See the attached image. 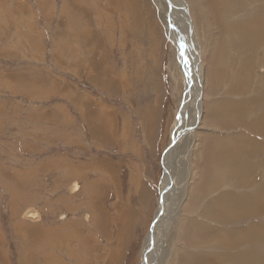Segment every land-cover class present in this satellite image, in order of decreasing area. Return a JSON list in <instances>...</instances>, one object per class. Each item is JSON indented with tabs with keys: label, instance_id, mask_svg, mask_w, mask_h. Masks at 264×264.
Instances as JSON below:
<instances>
[{
	"label": "rangeland",
	"instance_id": "obj_1",
	"mask_svg": "<svg viewBox=\"0 0 264 264\" xmlns=\"http://www.w3.org/2000/svg\"><path fill=\"white\" fill-rule=\"evenodd\" d=\"M219 4L218 22L214 20V10L202 6L211 26L200 21L197 29L198 41L211 42L213 48L206 45L201 52L205 70L201 93L204 112L195 135L192 134L198 142L194 145L189 141L193 136L187 137L180 146L179 157L185 156L186 161H178L175 169L182 182L179 188L186 190V196L181 204L177 190L176 198L171 195L172 204L166 206V213L175 218L164 232L169 247L164 251L166 257L155 263L152 259L151 264L207 263L208 257L195 256L189 243L208 237L214 241L210 251L215 255L209 264H224L220 259L225 253L222 234L239 226L246 206L250 219L247 217L241 225L248 229L253 221L258 227L261 224L257 241L264 249V91L263 99H259L264 90V0H219ZM153 14L157 25L151 18ZM160 15L155 0H0V264L143 263L145 240L164 205L162 158L172 143L178 109L186 100L184 72L179 67L174 76L171 72L174 34H168ZM254 20L259 22L256 21L257 27L263 22L261 30ZM258 39H263V43ZM219 40L223 42L222 51L216 63L211 51L220 49ZM83 65H91L92 70L88 73ZM89 76L98 79L99 85ZM200 90L201 81L195 97H191L183 125L190 126L196 117L195 102ZM103 105L116 111L117 115L110 110L114 122H118L116 130L109 120L103 122V127L91 120L95 112H102ZM84 112L89 113L87 117ZM220 117L226 118L225 124L219 123ZM94 131L99 132V140ZM246 137L254 140L246 141ZM211 138L224 144L243 140L240 155L244 158L239 154L218 157L221 152L218 146L209 145ZM244 144L251 145L252 151L247 147L244 152ZM187 149H192V155ZM198 160L202 163H196ZM92 162H97L96 171L87 165ZM100 162L118 165V188L114 182L111 184ZM70 163L81 164L82 169L86 165L85 176L72 173ZM242 163L246 165L243 167ZM210 165L213 172L207 174ZM229 166L235 173L228 170ZM96 179L102 184L97 193L102 199L94 222V204L88 191L92 187V196ZM190 191L193 198L187 196ZM105 197L107 200H103ZM230 207L233 211L225 215ZM85 216L90 218L85 220ZM226 216L234 219L223 221ZM69 219H83L84 239L79 240L70 232V245L52 250L48 229L59 228ZM97 224L108 227L107 236L96 233ZM121 224L129 230L124 246L119 244ZM61 229L58 232L66 236L67 230L64 233ZM188 230L193 234L191 238ZM232 233L235 239L237 234ZM87 238L93 241L85 242ZM48 250L57 257L50 260Z\"/></svg>",
	"mask_w": 264,
	"mask_h": 264
},
{
	"label": "bare ground",
	"instance_id": "obj_2",
	"mask_svg": "<svg viewBox=\"0 0 264 264\" xmlns=\"http://www.w3.org/2000/svg\"><path fill=\"white\" fill-rule=\"evenodd\" d=\"M126 1V0H125ZM253 1V0H252ZM158 8H159V11L161 13L160 16H162V19H163V23L165 24V29L168 30V34L170 35L171 33L174 34V36L172 35V40H171V46H170V65H171V72L173 74V76L176 74V70L177 68L179 67L181 69V71H183L184 73V90H185V96H184V92H183V96L185 97V101H183L178 109V114H177V122L175 123L174 125V131L171 133L173 134V137H172V141L173 139L174 142L171 143V146L169 147L168 145V149L165 151L164 153V156L162 158V164L164 166V175H163V178H162V182H161V190L163 191V196H162V202L161 204L164 203V205H162L161 209H160V213L158 214L157 216V219L155 220V223H154V226L151 228V232L149 233L148 237L146 238L145 240V245H144V248H143V252H142V257H143V263L142 264H151L150 261L152 259H154V263L155 262H160L164 257H166V253L164 252L165 251V248L169 247V241L168 239L166 238V236H164V232H165V229L167 228V224H169L173 218H175L174 216H171L169 215V213H166V206L168 204H172V200L174 198H176V190L178 192V199H180V201L182 200L181 204L184 202V194L186 196V190L185 189H182L183 187H180L179 188V185L180 183H182L179 178L177 179L176 177V172H175V169H176V166H177V163L179 161V163H183L184 160H185V156L184 158L182 159H179L180 157V152L182 151V147H180L182 145V143H184L187 139L188 136L190 135H195V131L196 129L198 128V126L200 125L201 121H202V116H203V112H204V102H203V98H202V92H203V89L204 88V78H205V70H204V63L202 62V58H201V52L202 50L205 49V46L207 45V47H209L210 49H212L213 47L211 46L212 44L208 43L206 44V41H202V42H199L198 41V36H197V29H199L200 27V21H202L206 27L208 26H211L210 23H208L207 19H206V16L207 15V12L206 10H204V6H208L210 7L211 9H213L211 12L213 14V17L215 16L216 18L214 19L215 22H218L219 19H220V10H219V7H220V4H219V0H155ZM255 2V0H254ZM3 3V2H2ZM238 3V2H237ZM242 3V2H241ZM249 3V2H247ZM260 3V1H259ZM204 5V6H203ZM239 5V3H238ZM244 5V4H243ZM202 6L204 8H202ZM237 6V5H236ZM263 8V7H262ZM252 9V8H251ZM204 10V11H203ZM259 10V9H258ZM260 10H261V7H260ZM244 11V10H243ZM250 11V10H249ZM253 11V10H252ZM79 12V11H78ZM113 12V11H112ZM227 13V12H226ZM225 13V14H226ZM259 12H257L258 14ZM261 13V12H260ZM135 14V13H134ZM241 14V13H240ZM262 15V14H261ZM208 16V15H207ZM258 16V15H257ZM234 17V16H233ZM154 24L157 25V22L155 21V17H154V14L151 16ZM239 18V17H238ZM252 18V17H251ZM225 19V18H224ZM233 19V18H232ZM236 19V18H235ZM260 19V18H259ZM257 19V20H259ZM237 20V19H236ZM235 20V22H237ZM246 20V18H245ZM253 20V19H251ZM256 20V21H257ZM261 20V19H260ZM242 21V20H241ZM250 21V20H249ZM255 21V20H254ZM253 21V22H254ZM255 21V23H257ZM252 22V23H253ZM243 23V22H242ZM247 23V22H246ZM251 23V22H250ZM256 27L258 25L255 24ZM261 23L263 24V22H260L259 26L261 25ZM218 24V23H217ZM240 24V23H239ZM221 25V24H220ZM223 25V24H222ZM221 25V26H222ZM234 26V24H233ZM246 26V25H245ZM258 26V27H259ZM203 27V26H202ZM219 27V26H218ZM229 27V26H228ZM232 27V25H231ZM239 27V26H238ZM253 27V26H252ZM257 27V28H258ZM83 28V27H82ZM217 29V27H215ZM236 28V27H235ZM240 28V27H239ZM260 30H261V27H259ZM84 29V28H83ZM203 29V28H202ZM221 29V28H220ZM228 29V28H227ZM243 29V28H242ZM254 29V28H253ZM187 30V31H186ZM234 30V29H233ZM236 30V29H235ZM244 30V29H243ZM249 30V29H248ZM252 30V28H251ZM171 31V32H170ZM207 32V30H205ZM219 31V30H218ZM231 31V30H230ZM240 31V30H239ZM238 31V32H239ZM257 31V30H256ZM185 32V33H184ZM187 32V34H186ZM214 32V30H213ZM236 32V31H235ZM247 32V31H246ZM250 32V30H249ZM255 32V31H253ZM182 33V34H181ZM195 33V34H194ZM221 33V32H220ZM252 33V32H251ZM261 32H259L260 34ZM263 33V31H262ZM261 33V34H262ZM203 34V33H202ZM206 34V33H205ZM219 34V32L217 33ZM239 34V33H238ZM236 34V35H238ZM264 34V33H263ZM85 35V34H84ZM226 35V34H225ZM224 35V36H225ZM244 36V34H242ZM241 35V36H242ZM252 35V34H251ZM257 35V34H256ZM202 36V35H201ZM220 38H221V35H219ZM218 36V37H219ZM239 36V35H238ZM249 37V35H247ZM255 36V35H254ZM188 39H187V38ZM205 37V36H204ZM212 37V36H211ZM223 37V36H222ZM256 37V36H255ZM258 37V36H257ZM81 38V37H80ZM203 38V37H201ZM245 38V37H244ZM243 38V39H244ZM250 38V37H249ZM253 38V37H252ZM259 38H260V35H259ZM205 39V38H204ZM208 39H209V36H208ZM246 39V38H245ZM248 39V38H247ZM246 39V40H247ZM256 39V38H253V40ZM200 40V39H199ZM215 40V38H214ZM260 40L261 42V39H258ZM109 41V40H108ZM220 41V40H219ZM224 41V40H223ZM228 41V40H227ZM244 41V40H243ZM87 42V41H86ZM249 42V41H248ZM223 43V42H222ZM222 43L220 41L219 46H220V49H214L211 51L212 53V56L214 57V62L218 63V59H219V56H220V53L222 51ZM231 43V42H230ZM247 43V42H246ZM258 43V42H257ZM263 43V39H262V42L261 44ZM101 44V43H100ZM99 44V47L101 46ZM227 44V43H226ZM225 44V45H226ZM259 44V43H258ZM105 45V44H104ZM103 45V46H104ZM96 46V45H95ZM237 46V45H236ZM239 47V46H238ZM90 48V46H89ZM102 47H100L101 49ZM208 48V49H209ZM219 48V47H218ZM235 48V47H234ZM241 51V50H240ZM99 52H101L99 50ZM224 52V50H223ZM226 53V52H225ZM239 53V52H238ZM223 54V53H222ZM264 56V55H263ZM222 57V56H221ZM193 59V60H192ZM99 60V59H98ZM90 62V61H89ZM237 61H235L236 63ZM88 63V62H87ZM194 63H196V67H193L194 66ZM203 63V64H202ZM81 64V63H80ZM92 65V63H91ZM89 65V66H84L83 65V68L84 70H87L88 73L89 71L92 70V66ZM229 65V64H228ZM233 65V64H232ZM235 65V64H234ZM237 65V63H236ZM94 66V64H93ZM138 66V65H137ZM214 66H218V64H214ZM109 67V66H108ZM141 67V66H140ZM235 68V66H233ZM82 68V69H83ZM230 69V68H229ZM239 69V68H238ZM235 70V69H234ZM237 71V70H235ZM94 71H92L93 73ZM240 72V71H239ZM238 73V71H237ZM241 75H243L242 73H240ZM94 75V74H93ZM239 75V76H241ZM237 76V75H236ZM242 77V76H241ZM89 79H91L93 82H95L97 85H99V80L97 79V81L95 80V77H92V76H89ZM241 79V78H240ZM199 81H201V92H200V98L198 99V101H196L195 105H196V117L195 119L191 122L190 126H186V125H183V122H185V119H186V115H187V112L191 106V97H195V92L197 90V86H199ZM113 83V82H112ZM96 85V86H97ZM104 87V89L106 88L107 90H109L108 86H102ZM111 87V85H110ZM263 91L262 90V94L260 95V100L263 99ZM110 93H108V96H110ZM39 94V93H38ZM88 94V93H87ZM48 95V94H47ZM95 96V94L93 95ZM45 97V96H44ZM107 99V97H104ZM103 99V98H102ZM105 99V100H106ZM84 101V100H83ZM87 101V100H86ZM260 102V101H258ZM257 102V103H258ZM101 103V102H99ZM105 103V102H104ZM261 103H264V102H261ZM260 106V105H259ZM258 106V107H259ZM264 106V104L262 105ZM96 107V106H95ZM224 106H222L223 108ZM229 107V106H227ZM86 108H89L86 106ZM98 109V107H97ZM227 109V108H226ZM86 110V109H85ZM90 110V109H89ZM99 110V109H98ZM114 112V114L117 115L116 111L113 110V108H111V106L109 105H103L102 106V112H95L92 116H91V120L98 125H102L105 126L106 123H103L107 120H109L110 122H108L110 125H112V128L116 130L118 124L117 121L116 123L114 122L115 119H113V116L112 115L113 113L111 111ZM264 112V111H263ZM89 113H85L84 112V117H87ZM256 116V115H255ZM116 117V116H115ZM218 117V116H217ZM117 118V117H116ZM263 118V117H262ZM101 119H104V121H102ZM86 120V119H85ZM260 120V119H259ZM90 121V120H89ZM90 123V122H89ZM219 123H223L225 124L226 123V118L225 117H220V121ZM183 125V126H182ZM101 127V126H100ZM128 127V126H127ZM185 127H187L186 130H183L185 129ZM242 127V126H241ZM252 128V127H251ZM90 129H95V128H90ZM98 129V128H97ZM249 129V128H248ZM253 129V128H252ZM96 131V129H95ZM94 131V137L96 138V140H99L100 139V134L99 132H95ZM192 135V136H193ZM241 135V134H239ZM233 136V135H232ZM242 137V135L240 136ZM94 138V139H95ZM112 138V137H111ZM192 138V139H191ZM189 141L194 142V145H196V142H198L196 136H193L191 137ZM222 138V137H221ZM232 138V137H231ZM231 138H229L231 140ZM252 137H250L249 139H251ZM228 139V138H226ZM241 139V138H240ZM249 139H247L246 137V141ZM210 140V139H209ZM217 140V139H216ZM230 140H228L230 142ZM237 140V139H235ZM251 140H254V139H251ZM106 141V140H105ZM220 141V140H218ZM218 141H215L214 138H211V140L209 141V145L215 147V146H218V150H219V153L221 152L220 155H218V157H221V156H233V155H236V154H239L240 155V142L239 141H234L233 143H222V142H218ZM222 141V140H221ZM227 141V140H226ZM227 141V142H228ZM233 141V140H232ZM171 142V141H170ZM187 142V141H186ZM252 142V141H251ZM243 143V142H242ZM241 143V145H242ZM249 143V142H247ZM205 144V142H204ZM256 144V143H255ZM245 145V144H244ZM185 146V144H184ZM251 145H248V151L251 150L249 149ZM247 147L245 145V147L243 148L244 152H246L247 150ZM188 150V153H191L192 155V149L189 151ZM195 150V149H194ZM241 150V151H243ZM210 151V150H208ZM252 151V150H251ZM250 151V153H251ZM187 152H185L186 154ZM184 154V155H185ZM238 155V156H239ZM182 156V155H181ZM242 156V155H240ZM252 156V155H251ZM187 157V155H186ZM243 157V156H242ZM189 158V157H188ZM226 157H222V159H225ZM230 158V157H229ZM236 158V157H235ZM244 158V157H243ZM249 158V157H246V159ZM254 158V157H253ZM217 159V158H216ZM202 160V158H201ZM219 160V159H218ZM239 160V159H238ZM237 160V161H238ZM100 161V160H99ZM105 161V160H103ZM102 161V162H103ZM186 161V160H185ZM230 161V160H229ZM229 161L227 160V164H230ZM245 160H242L241 162H243ZM255 161V160H254ZM102 167H103V171H105L104 173H106L109 178H110V182L111 184H113V182L115 183V186L118 188L119 187V184H118V165L117 164H110V165H105V163H102ZM200 161L198 160L196 163H199ZM231 162H233V160H231ZM248 162V161H247ZM118 163V162H117ZM190 163V161L188 162ZM202 163V162H200ZM99 164V162H98ZM238 164V163H237ZM243 164V167L244 165H246L245 163H242ZM63 165V164H62ZM87 165H90L89 166V169H91L92 171H96L97 170V162H92L91 164H87ZM192 165V164H191ZM236 166V165H235ZM85 168L82 169L81 167V164H78L77 166H73L72 163H70L68 165V168L70 169V171L72 173H74L76 176H82L84 177L85 176V172L86 171V165L84 166ZM88 167V166H87ZM206 168V167H205ZM213 168L211 165L207 168V174H211L213 172ZM229 171L233 173H235V169L232 168V167H227ZM81 169H82V174H80L81 172ZM108 169V170H107ZM245 169V168H244ZM222 170H225V169H222ZM220 170V171H222ZM253 170V169H252ZM227 171V170H226ZM84 172V173H83ZM197 172V175H200V171H196ZM245 172L247 173V171L245 170ZM244 172V173H245ZM250 172V171H249ZM146 173V172H145ZM199 173V174H198ZM221 174V173H220ZM228 174V173H227ZM136 175V174H135ZM134 176V175H132ZM209 176V175H208ZM223 176V175H222ZM225 177H227L225 174H224ZM243 176V175H242ZM247 176V174H246ZM252 176V175H251ZM214 177V175H213ZM216 177V176H215ZM214 177V178H215ZM135 178L137 179V177L135 176ZM183 178V177H182ZM208 178V177H207ZM244 178V177H243ZM219 179V178H218ZM132 180V179H131ZM134 180V179H133ZM138 181L142 182L141 180L143 179H137ZM202 180V179H201ZM223 179H221L222 181ZM243 180V179H242ZM249 180V178H248ZM88 181H91V180H88ZM135 181V180H134ZM206 181V180H204ZM245 181V179H244ZM109 182V184H110ZM241 182V180H240ZM188 183V182H187ZM209 183V182H208ZM216 183V182H215ZM243 183V182H242ZM247 183V182H246ZM90 185H92L91 182H89ZM142 184V183H141ZM224 184V183H223ZM250 184V183H249ZM186 186V184H184ZM246 185V184H245ZM244 185V186H245ZM93 188L95 187V192L93 191V194L92 196H90V191L92 190V187L90 189L89 185V198L91 200V202L94 204V208H92V211L94 212V216H95V220L94 222L97 220V216H98V212L96 210V207L98 208L99 207V203H100V198L102 199V196H99L97 193H99L102 189V184L99 182V179H96V180H93ZM140 186V185H139ZM206 183L202 184V188H204V191H205V187H206ZM214 186V185H213ZM212 186V187H213ZM248 186V185H247ZM104 187L107 188V183L105 184L104 183ZM187 187V186H186ZM184 187V188H186ZM209 187V186H208ZM217 188V186H215ZM214 187V188H215ZM222 187V186H221ZM246 188V187H245ZM257 188V187H256ZM251 189V188H250ZM260 189V188H259ZM258 189V190H259ZM261 189H264V185L261 186ZM73 190H74V183H71L70 185V191L71 193H73ZM215 190V189H214ZM237 190V189H236ZM240 190V189H239ZM192 192H194L193 190H191ZM191 191L187 194V196H189L190 198L192 197L193 198V195L191 193ZM218 191V190H217ZM229 192V191H228ZM224 193V192H223ZM227 193V192H226ZM225 193V194H226ZM231 194V192H229ZM245 193V192H244ZM194 194V193H193ZM224 194V195H225ZM236 194V192H235ZM243 194V193H242ZM172 195V197H171ZM206 195V194H205ZM233 195V194H232ZM257 195V194H256ZM255 195V196H256ZM263 195V194H262ZM97 196V198H95ZM208 196V195H207ZM211 196V195H210ZM220 196V195H219ZM252 196V195H251ZM260 196V195H259ZM199 197V196H198ZM228 197V196H227ZM226 197V198H227ZM231 197V196H230ZM236 197V196H235ZM72 199L75 198V197H71ZM186 198V197H185ZM222 198V197H221ZM220 198V200H221ZM81 199V198H80ZM83 199V198H82ZM237 199H239L237 197ZM259 199V198H258ZM260 199H263V198H260ZM259 199V200H260ZM103 200H107V198L105 197ZM102 200V201H103ZM118 200L119 201H122L121 200V197L118 196ZM186 200V199H185ZM225 200V199H224ZM254 200V199H253ZM258 200V201H259ZM179 201V203H180ZM251 201V200H250ZM257 201V199H256ZM262 201V200H261ZM234 202V201H233ZM263 202H264V199H263ZM223 203V202H222ZM256 203V202H255ZM260 203V201H259ZM258 203V204H259ZM262 203V202H261ZM260 203V204H261ZM264 205V204H263ZM226 206V205H224ZM232 206V205H231ZM235 206V205H234ZM233 206V207H234ZM241 206V205H240ZM261 206V205H259ZM246 214L241 217L238 221H239V226L233 230L230 231V229H228L225 233L222 234L223 236V239H224V244H223V248H224V255L223 257H220L221 259V262H223L224 264H264V249L260 246V243L257 241V236L259 235L258 233V230L260 229L261 227V224H260V227L257 226V224L255 223V221H253L254 223L251 222V226L248 228V229H245V225H241L242 223H244L248 217V220L250 219V210H249V207L246 206ZM257 207V206H256ZM262 207V206H261ZM100 208V207H99ZM239 208V207H238ZM245 208V206H244ZM222 211H224V208L221 209ZM254 210V209H253ZM30 211V210H29ZM233 211V208L230 207L227 209L226 211V214L225 215H229L231 212ZM31 212V211H30ZM29 212V213H30ZM257 212H258V209H257ZM127 213H130L129 211ZM244 214V213H243ZM255 214V213H254ZM174 215V213H173ZM201 215V214H200ZM241 215V214H240ZM259 215V213H258ZM257 215V216H258ZM261 215V214H260ZM167 216L168 218L165 219ZM199 216V215H198ZM202 216V215H201ZM254 216V215H252ZM64 217V216H63ZM127 217V215L125 214L124 216H122L123 219H125ZM200 217V216H199ZM262 217V216H261ZM62 218V217H61ZM90 217H86L85 216V220H88ZM259 218V217H257ZM234 219V218H233ZM232 218L229 219L227 216L225 218V220L223 221H227V222H230L233 220ZM256 219V218H255ZM254 219V220H255ZM257 222V221H256ZM262 222V221H261ZM260 223V222H258ZM82 224V225H80ZM125 224V222H124ZM234 224V223H233ZM250 224V223H249ZM126 225V224H125ZM259 225V224H258ZM122 228L123 227V224H121ZM177 226V225H176ZM194 226L195 225V221H194ZM247 226V225H246ZM50 227H53L52 225ZM198 227V226H196ZM235 227V226H234ZM63 228V229H61ZM86 228V225H85V222L83 221V219L81 221H74V220H66L62 223V225L58 228H50L48 229V234H52V239L49 238V246L51 247V249L54 250L55 249H60V246L61 245H64L65 246H69L70 245V242H71V238H70V235L69 233H73L79 240H83L84 238L82 237V235H85V229ZM67 230V235L66 236H63L61 235L58 231L59 230ZM198 229H200L198 227ZM178 230V229H177ZM185 230V229H184ZM89 233H91L90 230H88ZM95 231V229H94ZM107 231H108V227L107 229H105V227L103 225H99L97 224L96 225V233L99 234V235H102V236H107ZM169 231V229H168ZM179 232V231H178ZM236 233L237 236L235 239H232L233 238V233ZM64 233H66V231H64ZM206 233V232H205ZM262 233V232H261ZM49 234V235H50ZM82 234V235H81ZM168 234V232H167ZM188 234H189V238H191V236H193L192 233H190V230H188ZM231 234V235H230ZM48 235V237H50ZM161 235V236H160ZM126 236V233L125 232H122L120 234V241H119V244L121 243V245L124 243L123 240ZM261 236V234H260ZM259 236V238H261ZM258 238V239H259ZM88 240H84L85 242H88L90 243V241H93V238H87ZM203 239V238H202ZM35 241V240H34ZM192 241V240H191ZM217 242V241H216ZM190 245H192L194 247V250H193V254H195V256L197 257H202L204 254V256L208 257V262L207 263H203V264H209V260L211 257H215L214 254L211 253L210 251V246H212V244H214V241L208 237V239H205V240H196L194 243L190 242L189 243ZM231 244V245H230ZM246 245V246H245ZM189 246V245H188ZM219 246V245H217ZM242 246H245L244 248L241 249ZM97 247L93 248V249H96ZM202 248V252L199 251V249ZM220 248V247H218ZM67 249V252L70 250L69 248H66ZM216 249V248H214ZM230 250V251H229ZM216 251V250H215ZM71 253V251L68 252V254ZM215 253V252H214ZM202 255V256H201ZM52 256L53 257H57L55 254L52 255V252L51 250H48V258L51 260L52 259ZM182 256V255H181ZM180 256V257H181ZM194 256V257H195ZM51 257V258H50ZM183 257V256H182ZM225 258V259H224ZM184 258L181 259V261L183 260ZM59 260H62V259H59ZM153 263V264H154ZM218 263V261H217ZM48 264H51V262H48ZM53 264V263H52ZM64 264H67L65 261H64ZM221 264V263H220Z\"/></svg>",
	"mask_w": 264,
	"mask_h": 264
},
{
	"label": "crops",
	"instance_id": "obj_3",
	"mask_svg": "<svg viewBox=\"0 0 264 264\" xmlns=\"http://www.w3.org/2000/svg\"><path fill=\"white\" fill-rule=\"evenodd\" d=\"M122 232H125L126 234H128L129 233V230H128V227H127V229H126V226L120 231V234L122 233ZM120 234H119V240H120ZM125 239V238H124ZM124 242V241H123ZM122 246H124V243L122 244Z\"/></svg>",
	"mask_w": 264,
	"mask_h": 264
},
{
	"label": "water",
	"instance_id": "obj_4",
	"mask_svg": "<svg viewBox=\"0 0 264 264\" xmlns=\"http://www.w3.org/2000/svg\"><path fill=\"white\" fill-rule=\"evenodd\" d=\"M175 139H173L172 143L174 142ZM159 200H161V197L159 198Z\"/></svg>",
	"mask_w": 264,
	"mask_h": 264
}]
</instances>
